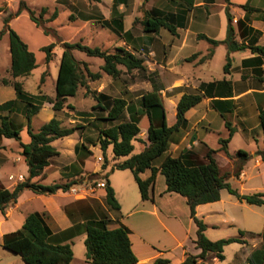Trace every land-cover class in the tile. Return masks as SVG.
I'll return each instance as SVG.
<instances>
[{"label": "crops", "instance_id": "obj_1", "mask_svg": "<svg viewBox=\"0 0 264 264\" xmlns=\"http://www.w3.org/2000/svg\"><path fill=\"white\" fill-rule=\"evenodd\" d=\"M65 1L78 11L83 22H93L96 32L108 29L116 37L109 46L103 43L100 45L95 43L93 46L91 42H87V45L110 50L124 48L144 60L146 70L138 71L141 78L136 77V85L141 86L137 89L150 91L152 86L148 75L158 72L164 84L162 99L169 126L177 122V105L184 94H204L201 102L188 110L185 125L173 134L169 149L172 156H179L182 152L190 150L200 159H204L208 148L217 150L220 147L219 140L228 137L226 122H229L236 130L232 139L242 135L248 139L249 144H252L250 151L247 152L253 154L255 158V166L259 168L260 176L263 178L262 190H264V158L262 157L264 134L259 120L260 110L264 107V55L249 48L264 47V0H230L229 3L225 0H84V2L57 0L56 2ZM145 14L151 16L174 14L176 18L172 19L171 23L176 26V33H171L165 27L158 32L145 31L139 21ZM120 18L123 21V31L126 32L124 35L116 30L111 21ZM229 22L235 40L240 45L246 46L245 49L228 53L226 44L213 45L206 38L201 37L205 35L210 39L224 40ZM195 54H198L197 58L190 60ZM218 54L224 59L222 72L219 74L213 68V61ZM228 54L231 65L225 72L224 66ZM119 68L125 69L122 65ZM220 81L229 84L202 88L203 85ZM105 94L110 96L108 93ZM143 94V92L139 95H136V92L130 93L129 95L136 96L129 102L140 109L138 100L141 101ZM217 100L219 103L215 106L214 102ZM144 117L148 116L146 114L142 116L139 126ZM149 125L150 121L144 130L140 126L139 137L143 139V149L149 145L147 139ZM211 131L216 132L218 136V145L215 148L209 143ZM74 134H78L80 139L74 142L73 147L70 146L72 151L68 155L82 153L88 155L87 145L81 139L79 130ZM57 150L60 155L61 151L58 148ZM218 152L215 153L216 159ZM55 158L50 159V165L46 169L47 175ZM124 159H119L118 163ZM63 165L67 167L66 172L70 176L82 174V172H72L68 164ZM21 168H23L21 172L27 176V164L25 163ZM90 171L103 176V164L96 161L95 167ZM117 171L124 170H116L110 178L104 179V182L108 181L113 187L120 210H114L107 204L105 187H99L95 192L84 197H75L62 189H58L53 194H36L26 190L19 197L13 210H8L12 212V218L0 225V243L2 244L5 234L21 228L30 213L38 212L43 215L51 228V240L54 243L74 244L76 235L85 241L86 223L108 218L110 229L120 225L129 228L132 248L138 263L153 264L156 259L165 258L175 264H181L187 254L198 255L201 252L195 243L198 227L191 217L189 205L179 193L166 192L165 176L159 171L151 188L150 198L142 199L139 187L137 192L127 174L125 172L118 174ZM150 175V169L140 174L142 179H147ZM245 178L244 169L239 179ZM65 194L72 196L73 199L59 203L57 199H66ZM202 205L196 207V214L199 218L200 216L206 218L205 215L213 210H204L201 208ZM205 224L209 226L208 223ZM260 224V231L255 233L257 236L246 239L242 230L239 236H232L245 240V243L235 242L238 247L233 251L232 264H236L238 260L243 262L241 264H247L246 260L251 252L264 243V217ZM245 232L251 231L245 229ZM207 259L209 260L204 264H220L222 261L212 256ZM201 261L204 260H200L199 264ZM85 263L90 264L87 261Z\"/></svg>", "mask_w": 264, "mask_h": 264}, {"label": "trees", "instance_id": "obj_2", "mask_svg": "<svg viewBox=\"0 0 264 264\" xmlns=\"http://www.w3.org/2000/svg\"><path fill=\"white\" fill-rule=\"evenodd\" d=\"M225 1L227 3L230 2V0ZM25 9H28L26 0H19L16 12H8L5 8L0 7V17L5 24V29L0 31V40L3 34L7 32L11 55V74L14 79L30 75L37 67L34 52L29 49L27 43L19 34L10 27V22ZM30 12L31 19L37 25H42V22L35 17L34 12L32 10ZM55 16L56 12L53 17ZM174 18H176L174 14L164 16L145 14L144 18L139 21L145 31L158 32L162 27H165L175 34L176 26L171 23ZM111 21L118 32L122 35L126 34L123 31L121 18L118 20L112 19ZM201 37L206 38L213 45L226 44L228 53L246 48V46L240 45L235 40L230 22L227 36L224 40L210 39L205 35H201ZM54 47L55 44L52 43L43 48L46 52L47 62L52 59ZM249 48L264 55V47L251 46ZM74 50H80L90 57L102 58L104 60L103 72L113 78L119 77L121 73L119 65L124 66L127 71L146 70L144 60L124 48H116L113 52H109L100 47H92L81 42H64L54 97L42 92L31 94L26 91L22 81L15 80L12 86L16 93V99H10L0 104V136L21 140L22 127L10 117L17 111L18 103H22L20 112L27 121L31 137L29 143L20 142L21 154L28 166V176L12 190L0 188V211H4L8 206L16 203L26 190H31L36 194H53L58 189L67 191L77 183L76 181H71L64 185H44L40 182V179L45 178L46 168L50 165V159L59 154L53 142L74 134L83 126H64L62 120L53 117L37 131H34L32 127L34 116L38 114L45 103H51L53 109L57 112L65 108L75 109L74 105L67 103L68 97L77 94L79 86L86 84L87 76L91 78L99 76L90 72L86 62L76 59L73 53ZM197 56L198 54L193 55L190 60L197 58ZM230 65L231 58L228 54L224 66L225 72L228 71ZM156 76L158 74L155 72L148 75L152 90L142 95L140 109L135 104H131L125 97L112 98L102 92L97 94V103L93 106V109L106 113V116L98 119L116 122L114 125L100 131L99 141L101 148L105 153L109 145H112L114 160L125 158L117 163L115 167L118 169H129L133 173L142 199L150 198V191L154 186L159 171L165 176L166 192H176L184 197L189 205L191 217L198 227L195 243L201 252L198 255L187 254L181 264H199L200 260H206L210 256L224 260V247L226 245L234 242L245 243V240L240 237H228L216 241L210 240L205 233L207 225L203 219L197 216L196 207L201 204L219 201L221 199V191L226 189L230 194L236 196L237 199L251 205L262 206L264 209V192L253 194L239 193L228 181L230 174L222 172L214 156L216 152L223 150L235 164L234 176L239 178L250 157V153L243 149H239L235 154L230 153L228 145L236 130L229 122H226L229 130L228 137L219 140L221 145L219 149L208 148L204 159H200L190 150L182 152L179 156H172L169 149L173 134L185 125L188 110L200 103L204 94H184L177 105V122L169 126L161 94L163 87L158 84ZM224 84L229 83L224 81L213 82L203 85L202 88H214ZM218 103V100L215 101V106ZM3 112H7V114L4 115ZM145 114L150 121L147 135L149 145L141 152L133 154L135 150L134 142L138 140V135L141 132L139 123ZM259 120L264 134V107L260 110ZM262 157L264 158V153ZM157 161H159L158 165L156 164ZM148 169L151 170V175L147 179H142L140 174ZM105 189L107 204L114 210H120L115 191L108 181ZM85 231V255L86 261L90 264L138 263V258L132 248L130 230L125 225L110 229L109 219L100 218L87 222ZM51 236L52 230L43 215L33 212L26 217L20 229L4 235L2 246L20 255L26 264H71L74 258L72 244L54 243L51 240ZM246 263L264 264V243L251 252ZM153 264L175 263L169 259L158 258Z\"/></svg>", "mask_w": 264, "mask_h": 264}, {"label": "rangeland", "instance_id": "obj_3", "mask_svg": "<svg viewBox=\"0 0 264 264\" xmlns=\"http://www.w3.org/2000/svg\"><path fill=\"white\" fill-rule=\"evenodd\" d=\"M56 1L57 0H26L28 9L23 10L19 16L15 17L10 22V27L19 34L27 43L29 49L35 54L37 67L30 75L18 79L12 77L9 37L7 32L3 34L0 40V104L10 99H16V93L12 86L15 80L22 81L26 91L31 94L42 92L50 97H54L55 83L63 53L64 42H81L86 45L87 42H91L93 46L95 43L98 45L103 43L109 46L112 45L113 39L116 38L108 29L96 32L94 23L83 22L82 18L79 17L78 11L69 5L68 2L58 3ZM75 1L84 2V0ZM18 6L19 0H0V7L5 8L8 12H16ZM30 10L34 12L35 17L42 22V25H37L31 19ZM55 12L56 16L53 17ZM4 29L5 24L0 17V31ZM52 43L55 44L53 56L52 59L47 62L46 52L43 48ZM101 49L109 52L114 51L113 49L110 50L104 47ZM73 53L77 60L88 64L91 73L98 74L99 76L96 78L87 76L86 84L79 86L77 94L67 99V103L74 105L75 109L65 108L57 112L53 109L51 103H46L38 114L34 116L32 127L34 131H37L45 122H48L53 117L62 120L64 126H83V128L79 129V134L87 145L86 151L88 155L83 153L68 155L72 151L74 142L78 141V134H72L56 140L53 145L61 151V154L57 155V157L54 156V158H56L53 159L52 168L48 170V175L46 173L45 178L40 179V182L44 185H52L54 183L64 185L68 182L76 181L77 183L73 187L80 188L78 192H67L75 197H84L95 192L96 189L100 187L98 183L103 182L104 179L107 180L110 178L116 170H124L117 172H119L118 174L125 172L130 178L134 190L138 192V185L134 179L133 173L129 169H118L115 167L119 160H114L113 146L109 145L105 153L101 148L99 141L100 131L114 125L116 122L98 119L99 117L106 116V113L100 112L98 109H93V106L96 105V96L100 92L108 93L112 98L123 96L128 101L141 92L145 93L143 89H137L141 85H136V77L139 76L141 78V75H138L137 70L127 71L125 68L123 70L121 69L119 77L113 78L103 72L102 66L104 60L102 58L87 56L80 50H74ZM223 60L224 59L218 54L213 61V68L217 74L222 72ZM120 66L121 65L118 67ZM155 73L158 74L156 71ZM156 79L158 84L164 89V84L159 74L156 76ZM133 92H136V95H129ZM138 103H140L139 100ZM21 107L22 103H18L17 111L10 117L15 123L22 127L21 140L18 141L0 136V188L12 190L28 176L21 172L23 168L20 169V167L26 163L21 154L22 149L20 142L29 143L31 139L27 121L20 112ZM168 107L169 110H171L170 104ZM3 114L6 115L7 112H3ZM148 124V117H144L140 124L141 129L144 130L147 128ZM217 137L216 132H210L209 143L213 148L218 145ZM134 144L135 150L133 154H137L143 150V139L139 137V135L138 140L135 141ZM83 146L85 145L83 144ZM251 146L252 144H249L246 137L237 135L229 142L228 149L230 153H234L239 149L250 151ZM215 155L216 154H214V156ZM217 160L222 172L230 174L228 181L239 193L253 194L264 192V190H262L263 178L260 176L259 168L255 166L253 154H250L244 166L246 173L245 179H239L234 176L236 166L223 150L217 153ZM96 161L103 164V176L90 171L95 167ZM63 164H68L72 172H82V174L70 176L66 172L67 167H64ZM156 164L158 165L159 161H157ZM104 165L106 166L104 167ZM60 166H62V168ZM98 175L99 177H97ZM65 196H67L66 199H57V201L62 203L65 200V202H68L73 199L70 195L65 194ZM183 202L185 204V201ZM15 204L16 203H13L4 211H0V225L12 218V212H8V210H13ZM201 208L204 210H213L211 213L209 212L205 215L206 218L200 216L205 223L209 224L205 233L212 241L236 235L239 236L240 230L244 233L243 237L246 239L251 238L256 235L255 233L260 231V221L264 217V209L262 206L251 205L241 201L237 199L236 196L230 194L226 189L221 191V200L203 204ZM245 229L251 232L246 233ZM237 247L238 245L235 242L226 245L224 247V256H226V259L222 260L220 264H232L234 259L233 251ZM72 248L74 251L72 264H86V248L84 240H82L80 236H74ZM208 260L209 259L201 261V263L204 264V262ZM241 263L243 262L239 260L236 262V264ZM0 264L25 263L20 255L5 249L0 243Z\"/></svg>", "mask_w": 264, "mask_h": 264}, {"label": "built area", "instance_id": "obj_4", "mask_svg": "<svg viewBox=\"0 0 264 264\" xmlns=\"http://www.w3.org/2000/svg\"><path fill=\"white\" fill-rule=\"evenodd\" d=\"M98 185L100 186V187H106V183L103 181V182H99L98 183ZM80 188H74V187H71L69 190H67L68 192H75V193H77L78 192V190H79ZM137 264H146V263H137Z\"/></svg>", "mask_w": 264, "mask_h": 264}]
</instances>
